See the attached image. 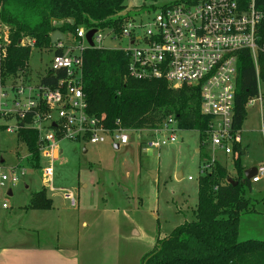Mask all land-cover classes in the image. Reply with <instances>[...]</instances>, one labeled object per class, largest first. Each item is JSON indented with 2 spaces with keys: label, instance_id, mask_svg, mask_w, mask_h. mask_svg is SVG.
<instances>
[{
  "label": "rangeland",
  "instance_id": "rangeland-1",
  "mask_svg": "<svg viewBox=\"0 0 264 264\" xmlns=\"http://www.w3.org/2000/svg\"><path fill=\"white\" fill-rule=\"evenodd\" d=\"M176 1L179 0H128L127 4L140 10L130 13L127 21L147 23L158 12V7ZM5 28L0 20V31L4 32ZM108 33V30L101 33L105 38L96 42V46L105 50H121L126 42L108 39ZM64 46L65 53L74 49L77 46L75 37L68 35ZM53 55V49L32 50L28 67L34 83L51 67ZM259 72L258 66L257 74ZM259 93L264 97V81H259ZM246 110L247 117L239 132L237 150L234 147L236 144L229 143L231 154L226 155L223 150L213 147L210 137L204 143L211 161L221 163L233 179L238 176L236 163L244 172L264 165V111L261 112L258 104L247 106ZM171 130L178 136L177 142L160 150L147 146L151 141L167 137ZM167 132L162 135L151 132L129 133V144L119 149H114L109 139L96 145L85 141L62 140L58 143L62 154L54 163L50 186L42 173L49 160L41 157V167H32L28 149L18 139V132L6 133L2 130L0 177L3 174L11 176L15 172L19 179L15 186L8 182L0 186V238L8 235L7 230H17L19 227L40 229L38 234L34 232L35 235L51 239H76L87 232L105 238L111 229L108 224L118 218L120 235L126 241H131L128 242L130 244L123 242L124 248L128 256L137 261L140 258L141 264L142 257L151 251L155 243L169 235L178 225L195 219L198 180L204 175L202 157L198 152L199 133L181 131L174 121L168 124ZM178 174L182 176L180 180ZM189 177L192 180H188ZM42 189L53 200L55 208L47 213V220L36 217L39 213L32 215L26 211L31 195ZM66 195H72L76 205L64 198ZM245 197L254 204L255 211L241 215L239 241H264V178L259 183L250 181V187L245 189ZM98 209L105 210L102 218L105 223L101 226L94 224L91 215L83 218ZM116 210L117 215L112 212ZM82 221L87 222V228L81 226Z\"/></svg>",
  "mask_w": 264,
  "mask_h": 264
},
{
  "label": "trees",
  "instance_id": "trees-1",
  "mask_svg": "<svg viewBox=\"0 0 264 264\" xmlns=\"http://www.w3.org/2000/svg\"><path fill=\"white\" fill-rule=\"evenodd\" d=\"M157 1V0H154ZM188 0H179L184 2ZM128 0H0V20L8 29L9 44L3 68L9 75L28 71L33 49H53L64 55L65 46L52 44L51 36L60 32L65 41L76 37L81 27L86 30L114 29L120 33L129 17H116L127 8ZM256 9L264 13V0H255ZM135 12L140 8L134 7ZM63 22L62 24H60ZM20 40L33 41L22 45ZM82 87L86 103L85 115L98 119L107 130L119 127L130 131L152 130L172 119L181 131H197L200 155L208 169L198 180V203L195 219L177 226L151 251L141 264H264V241H239L240 217L253 213L254 204L245 197L250 181L236 163L238 182L228 183L226 168L210 159L204 148L209 139L210 118L201 114L198 87L174 89L163 80H136L128 75V60L121 50L86 48L82 52ZM256 66L249 51L237 61L234 131H240L247 117V104L259 94V81H264V53L258 55ZM261 75V76H260ZM66 72H47L40 82L55 89ZM18 139L30 155L32 167H40L39 134L20 125ZM235 149H238L236 144ZM204 149V150H203ZM52 202L45 190L32 195L27 209L50 210Z\"/></svg>",
  "mask_w": 264,
  "mask_h": 264
},
{
  "label": "built area",
  "instance_id": "built-area-1",
  "mask_svg": "<svg viewBox=\"0 0 264 264\" xmlns=\"http://www.w3.org/2000/svg\"><path fill=\"white\" fill-rule=\"evenodd\" d=\"M157 9L149 22L136 24L127 18L119 34L107 29L106 38L126 42L121 51L128 60L129 77L163 80L174 89L198 87L201 114L211 120V144L226 155L231 154L229 143L240 142V131L233 129L237 61L241 52L249 51L258 72V55L264 53V13L256 9L255 0H188L164 4ZM88 31L79 28L75 37L77 46L64 55H53L46 73L66 72V79L55 89L32 82L26 71L15 76L6 73L3 65L9 44L8 29L0 31V132L17 133L21 124L38 132L40 157L49 160L42 169L45 182L53 178L54 163L61 154L58 143L62 140L96 145L109 139L121 147L129 144V133L166 134L168 124L174 121L170 119L152 130L130 131L119 127L111 131L98 119L85 115L82 52L89 48L85 40ZM103 31L97 30L94 34L93 48H98L96 42L105 38L101 35ZM19 43L31 47L34 44L29 40ZM57 47L63 48V42L57 43ZM254 104L264 111L262 94L250 99L247 106ZM177 140L178 136L171 130L170 135L147 146L160 150ZM207 169L203 165L202 173ZM256 170L252 183L264 178V165ZM18 179L15 172L11 176L3 174L0 186L6 182L15 186ZM66 198L76 205L72 195Z\"/></svg>",
  "mask_w": 264,
  "mask_h": 264
},
{
  "label": "crops",
  "instance_id": "crops-1",
  "mask_svg": "<svg viewBox=\"0 0 264 264\" xmlns=\"http://www.w3.org/2000/svg\"><path fill=\"white\" fill-rule=\"evenodd\" d=\"M46 71L47 70H45V73ZM28 78L34 82L29 67ZM40 80L37 82H40ZM198 152H200V149ZM60 153L62 154V151H60ZM248 170H251V168ZM181 178V174H178V180ZM52 181L53 180L46 181V183L49 182L48 184L51 186ZM47 198L52 202L50 210H33L26 208L27 213H33L32 215L39 213L36 217L47 220V217H49L47 213L55 210L53 207V200L49 197ZM64 198H66V196ZM112 212L115 215L118 214V210ZM104 213L105 210L98 209L95 212H89L83 216V218L91 215V220L93 222L95 221L94 224L96 226H101L102 223H105V221L102 220ZM33 218L35 219V216H33ZM117 219L118 218L112 221L113 223L111 222L108 224L111 229L109 235L105 238L96 233L91 234L92 232H87L84 235H79L76 239H51L46 236L35 235L34 232L38 234V232L41 231L40 229H25L19 227L15 230L12 228L11 230H7V236L0 238V264H140V258L137 261L134 257L128 256L129 253H127L124 245L131 241H126V239L122 238L120 235L118 230L120 221ZM134 225L135 224L132 222V226ZM81 226L87 228L88 224L86 221H82Z\"/></svg>",
  "mask_w": 264,
  "mask_h": 264
},
{
  "label": "water",
  "instance_id": "water-1",
  "mask_svg": "<svg viewBox=\"0 0 264 264\" xmlns=\"http://www.w3.org/2000/svg\"><path fill=\"white\" fill-rule=\"evenodd\" d=\"M134 6H132L131 4L127 5V8L120 12L119 14L116 15V17L120 18V17H127L130 13L134 12ZM63 22H61L60 24H62ZM96 29L93 30H89L86 34L85 40L87 42V44L89 45V48H93L94 47V43L92 41V38L94 36V34L96 33ZM64 41V37L62 36V34L60 32H55L52 36H51V42L52 44H57ZM55 126V125H54ZM114 149H119V146L117 144H114ZM256 168H253L251 170H247L244 172V176H245V180L250 181L255 175H256ZM151 175H155L154 172H150ZM178 178V177H177ZM228 183L236 186L238 185V182H234L231 178L228 179ZM9 195H11V192H9Z\"/></svg>",
  "mask_w": 264,
  "mask_h": 264
}]
</instances>
